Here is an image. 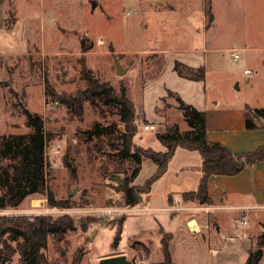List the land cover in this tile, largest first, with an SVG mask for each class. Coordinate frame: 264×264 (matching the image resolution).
Wrapping results in <instances>:
<instances>
[{
	"label": "rangeland",
	"instance_id": "rangeland-1",
	"mask_svg": "<svg viewBox=\"0 0 264 264\" xmlns=\"http://www.w3.org/2000/svg\"><path fill=\"white\" fill-rule=\"evenodd\" d=\"M166 1L0 0V144L31 131L25 110L42 116L48 136L47 186L60 203L51 208L46 197L32 195L18 208L0 211V218L68 216L77 224L75 231L48 237L43 264H99L103 258L115 256L116 228L130 207L124 205L122 183L114 178L123 182L136 167L130 159L121 160L115 149L118 134L124 129L118 107L85 100L77 110L58 103L55 96L84 94L90 76L117 92L125 90L130 100H136L144 81L153 77L162 63L159 55L128 51H147L166 42L174 47L177 43L166 22ZM191 1L196 7L192 17L201 16L196 6H201V0ZM241 1L243 11L237 3V9L228 14L220 0H215L217 22L207 41L211 46L239 49V59L234 60L232 50L207 54L208 96L233 106L247 103L264 109V4L262 0ZM161 3L165 6L160 9ZM116 62L127 69L126 74L117 75ZM245 69L253 73L245 74ZM176 107L174 96H169L167 126L178 123L184 131L187 125ZM135 111L139 117L136 104ZM136 123V138L143 136L141 142H150L149 148L157 151L160 143L149 140L153 133L142 130L143 121ZM17 163L18 159L7 158L0 165L12 173L11 166ZM154 169L144 165L136 184L144 185ZM35 200H40L38 206ZM236 222L240 225V220ZM124 229L121 252L128 247V231ZM225 229L229 231V227ZM3 242L16 245L8 235L0 237V248ZM261 250L259 264H264V246ZM151 253L137 245L128 259L132 264H164L161 250ZM20 263L21 256L15 253L9 264Z\"/></svg>",
	"mask_w": 264,
	"mask_h": 264
},
{
	"label": "crops",
	"instance_id": "crops-1",
	"mask_svg": "<svg viewBox=\"0 0 264 264\" xmlns=\"http://www.w3.org/2000/svg\"><path fill=\"white\" fill-rule=\"evenodd\" d=\"M262 2L264 4V0ZM220 3L227 8L228 14H231L233 8L237 9V3L243 11L241 0H220ZM161 4L160 9L165 6ZM165 4L168 8L166 22L170 24L169 30L177 40L176 45L171 47L166 42L147 51H128L130 54H155L161 57V68L153 77L144 81L140 94L133 100L140 111L137 112L140 114L137 121L144 122L142 130L156 137L159 127L167 129L166 99L172 93L184 103L205 112L209 142L220 143L234 154L252 152L264 146V117L255 120L256 128L249 129L246 126L247 108L257 107L247 103L233 106L208 96L205 78L207 54L239 50L218 44L211 46L207 41L209 30L217 22L215 0H211L212 20L206 13L205 0H201V6L196 5L197 9H201V16L198 17L191 15L196 8L191 0H167ZM189 70L203 77L190 79ZM149 124L155 126V131L144 129ZM154 136L149 140H157ZM136 137L133 140L137 146L149 148L150 142H141L143 136L138 139ZM155 148L157 151H165L162 145ZM179 156L181 159L175 165ZM144 165L154 166V174L157 172L156 165L144 158L140 173ZM201 167L202 157L199 152L177 149L167 172L155 182L142 204L127 208L123 229L128 231V247L121 252L118 246L115 256L125 255L129 258L137 245L146 251L149 249L155 255L161 250L160 230H163L171 236L173 264L246 263L264 232V161L247 166L235 176H211L207 192L212 203L208 205H201L196 200L186 201L183 197L185 193L197 191L203 178ZM137 178L135 185H142L136 184ZM226 220L229 221L228 225ZM236 220H240L241 226L249 227L241 228ZM225 227H229V231Z\"/></svg>",
	"mask_w": 264,
	"mask_h": 264
},
{
	"label": "trees",
	"instance_id": "trees-1",
	"mask_svg": "<svg viewBox=\"0 0 264 264\" xmlns=\"http://www.w3.org/2000/svg\"><path fill=\"white\" fill-rule=\"evenodd\" d=\"M206 13L212 20L211 0L206 1ZM201 70L200 72H202ZM189 78L201 79L203 76L189 70ZM89 87L84 94L76 96L56 95L55 100L68 108L81 110L85 100L91 102L101 101L104 105L114 104L118 107L120 122L124 129L118 134L115 149L119 151L121 160H132L136 167L131 176L121 182L124 205L135 207L141 205L144 197L152 190L153 185L168 170L170 161L177 149L197 151L202 157L203 178L197 191L184 194V200H196L201 205L212 203L207 192L208 179L214 175L235 176L247 166L264 161V146L255 151L234 154L230 149L220 143L207 140V123L205 112H200L191 105L184 103L177 95L174 96L181 114V120L187 125V129L180 130L178 123H173L165 131L157 132L156 138L165 148V151H156L152 148H143L133 143L137 134V115L135 104L130 100L125 90L115 91L107 83H101L88 76ZM26 124L31 129L29 133L8 138L0 144V162L3 159H18V163L12 165L10 173L0 165V211L18 208L25 199L32 195H40L47 198L49 207L56 208L60 203L55 202L52 192L47 186V165L45 159V146L48 136L44 128V120L37 113L25 110ZM264 117V109L247 108L246 126L249 129L256 128L255 120ZM118 130V126L115 128ZM144 158L150 159L157 167V172L150 177L144 185H133L141 170ZM71 171L75 174L74 168ZM125 217L119 220L117 233L113 247L116 249L121 241V235L125 223ZM92 223L96 222L91 220ZM77 224L68 216L52 218L51 216H36L34 218H0V237L8 235L13 247L3 242L0 248V264H9L12 256L19 253L20 264H43V250L47 248L48 237L59 235L67 231H75ZM161 233V252L164 264H172L170 244L171 236L163 230ZM264 245V232L258 238L255 248L249 254L245 264H259L262 258L261 247Z\"/></svg>",
	"mask_w": 264,
	"mask_h": 264
},
{
	"label": "water",
	"instance_id": "water-1",
	"mask_svg": "<svg viewBox=\"0 0 264 264\" xmlns=\"http://www.w3.org/2000/svg\"><path fill=\"white\" fill-rule=\"evenodd\" d=\"M96 4H94L95 6ZM117 65V75L122 76L126 74L127 69L123 68L119 62H116ZM118 183H121L122 180L119 178H114ZM99 264H132V262L127 258L125 255H118L114 257H108V258H103Z\"/></svg>",
	"mask_w": 264,
	"mask_h": 264
},
{
	"label": "built area",
	"instance_id": "built-area-1",
	"mask_svg": "<svg viewBox=\"0 0 264 264\" xmlns=\"http://www.w3.org/2000/svg\"><path fill=\"white\" fill-rule=\"evenodd\" d=\"M238 50H233V57H234V60H238L239 59V55L237 54ZM245 74H252L253 72L251 70H245L244 71ZM144 129L146 131H155V126L154 125H145L144 126Z\"/></svg>",
	"mask_w": 264,
	"mask_h": 264
},
{
	"label": "bare ground",
	"instance_id": "bare-ground-1",
	"mask_svg": "<svg viewBox=\"0 0 264 264\" xmlns=\"http://www.w3.org/2000/svg\"><path fill=\"white\" fill-rule=\"evenodd\" d=\"M39 201H40V200H39ZM39 201H38V200H35V201H34V204H36V205L38 206L37 203H39ZM36 205H35V206H36ZM194 225H195V224H194Z\"/></svg>",
	"mask_w": 264,
	"mask_h": 264
}]
</instances>
